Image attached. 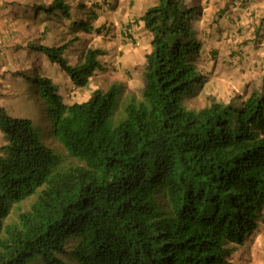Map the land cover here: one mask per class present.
Segmentation results:
<instances>
[{
  "label": "trees",
  "instance_id": "obj_1",
  "mask_svg": "<svg viewBox=\"0 0 264 264\" xmlns=\"http://www.w3.org/2000/svg\"><path fill=\"white\" fill-rule=\"evenodd\" d=\"M31 7L73 20L66 0ZM200 16L186 0L141 16L152 50L140 97L122 102L114 84L69 104L50 76L25 73L34 109L0 103V264H229L264 216V86L186 106L206 82ZM70 28L94 30L84 18ZM12 33L0 60L18 55ZM65 47L31 48L86 87L102 50L71 65Z\"/></svg>",
  "mask_w": 264,
  "mask_h": 264
},
{
  "label": "rangeland",
  "instance_id": "obj_2",
  "mask_svg": "<svg viewBox=\"0 0 264 264\" xmlns=\"http://www.w3.org/2000/svg\"><path fill=\"white\" fill-rule=\"evenodd\" d=\"M37 1L48 5L51 0L7 1L5 12L11 16L13 24V47L19 50L10 68L8 64L6 70L0 67V99L4 100L10 112L20 108L34 109L31 97L28 98L30 90L27 91L25 73L28 78H32L34 74L50 76L58 84L66 103L85 101L95 89L106 91L114 84L122 86V102L132 95L141 96L144 88V65L146 55L151 49V37L140 21L141 10L138 9L135 14L137 0H66L72 6L73 20L70 21H65L61 15H53L48 19L50 17L46 13L40 14L31 7ZM157 1L145 0L144 6ZM188 1L190 3V0ZM18 2L25 5H18ZM199 10L202 12V9ZM219 13L220 16L224 15V9ZM79 18L89 21L94 30L91 33H73L71 23ZM234 19L229 17L226 22L227 29L222 31L219 40H216L220 36L219 33L215 34L214 38L211 36L213 43L210 46L217 45L220 41L221 45H230L228 39L239 33L237 28L230 32V29H234V26H231ZM45 28H48V31ZM258 41L255 39V44ZM41 43L50 46L65 44L63 56L71 65L83 61L89 48H100L101 67L91 77L88 86L78 87L57 63L52 62L43 53L32 50V45ZM228 49L232 50L231 47ZM239 50L241 49L221 52L219 49L214 56V63L210 61L204 67L205 72L209 74L208 84L197 97L187 99L188 107H204L210 103L211 98L228 101L235 95L249 94L254 88L261 87L264 67L253 69L255 63L249 62L252 61L254 53H241ZM258 58H264V55H259ZM4 141L0 132V147ZM67 161L74 162L68 156ZM29 204L30 200L22 207L26 208ZM69 264L78 262L72 261Z\"/></svg>",
  "mask_w": 264,
  "mask_h": 264
},
{
  "label": "crops",
  "instance_id": "obj_3",
  "mask_svg": "<svg viewBox=\"0 0 264 264\" xmlns=\"http://www.w3.org/2000/svg\"><path fill=\"white\" fill-rule=\"evenodd\" d=\"M7 1L0 0V34L5 37L8 35L9 31H12L11 16L6 14V8L8 6ZM12 1V0H10ZM139 1V2H138ZM145 0H137L136 4L141 12H145L148 8L144 6ZM12 3V2H10ZM190 3L194 6L201 7L203 16L195 23V28L198 32L199 39L204 45V57L205 62L202 67H205L206 61L211 60L214 63V56L218 53L219 49L221 52H231L237 49L241 53L248 52L254 53L252 61L255 63L253 69L264 67V58H258L259 55H264V36L260 37L259 34V24L264 21V0H190ZM224 9L225 14L220 16L219 11ZM135 10V14H137ZM139 14H141L139 12ZM232 16L235 19L232 21L234 31L236 28L239 31L230 41V45H221L220 41L217 45L210 46L213 43V38L215 34H220L216 39L219 40L221 33L226 28V22L229 17ZM243 25V26H241ZM211 32V35L209 33ZM264 33V23L262 25V31ZM232 35V33L230 34ZM3 36V37H4ZM211 36L212 41H211ZM258 38L257 44H255V39ZM231 47L232 50L228 48ZM238 51V52H239ZM13 58H8L0 60V67L6 70V64L8 68L14 63L15 54L12 55ZM256 61V62H254ZM201 68V66H200ZM4 100L0 99V103ZM19 114V113H16ZM233 264H264V226L260 225L249 235L244 245L239 246L232 260Z\"/></svg>",
  "mask_w": 264,
  "mask_h": 264
},
{
  "label": "clouds",
  "instance_id": "obj_4",
  "mask_svg": "<svg viewBox=\"0 0 264 264\" xmlns=\"http://www.w3.org/2000/svg\"><path fill=\"white\" fill-rule=\"evenodd\" d=\"M188 3H189V1L188 0H186ZM158 2V1H157ZM157 2H155V3H152V4H150V5H147L148 7H150V6H152V5H154V4H156ZM146 6V7H147ZM194 6V5H193ZM195 7H197V6H195ZM199 8V7H198ZM137 9H139V7L137 6ZM199 9H201V8H199ZM147 10V9H146ZM145 10V11H146ZM141 13V15H140V18H141V16L145 13V12H140ZM201 15H202V12H201ZM80 19V18H79ZM78 19V20H79ZM141 21V20H140ZM142 22V21H141ZM142 24L144 25V23L142 22ZM145 28V27H144ZM150 37H151V39H152V36L150 35ZM198 39H199V37H198ZM256 39H258L257 37H256ZM199 41L202 43V52H201V54H200V56L198 57V60H197V66H198V69L202 72V74L206 77V82L204 83V85L197 91V93H196V95H194V96H191V97H187L186 98V100H185V103H186V101H187V99H189V98H195V97H197L199 94H201V92H202V90L204 89V87L208 84V82H209V79H208V73L207 72H205V70H204V67H202L203 65H204V62H205V59H204V57H202L203 56V54H204V51H205V49H204V45H203V42L199 39ZM50 46V45H49ZM65 49H66V47H65ZM152 50V47H151V49H150V51ZM65 51V50H64ZM149 51V52H150ZM148 52V53H149ZM63 55H64V52H63ZM211 60H209V61H206V63H205V66L207 65V64H209V62H210ZM82 62V61H81ZM54 63H56V62H54ZM79 64V63H78ZM77 65V64H76ZM200 66H201V68H200ZM62 69V68H61ZM63 70V69H62ZM70 77V76H69ZM71 78V77H70ZM262 80H263V84L261 85V87L260 86H258V87H256V88H262L263 86H264V76H263V78H262ZM73 81V80H72ZM90 83V82H89ZM58 85V84H57ZM88 86V85H87ZM79 87V86H78ZM255 89V88H254ZM96 90V89H95ZM94 90V91H95ZM93 91V92H94ZM104 91V90H103ZM59 92H60V89H59ZM92 92V93H93ZM251 93V92H250ZM61 94V93H60ZM62 95V94H61ZM92 95V94H91ZM240 95H242V96H246V95H248V93H243V94H240ZM63 96V95H62ZM235 96H237V95H235ZM234 96V97H235ZM91 97V96H90ZM89 97V98H90ZM234 97H231L228 101H225V100H218V101H223V102H229L232 98H234ZM88 98V99H89ZM87 99V100H88ZM216 99V98H215ZM86 101V100H85ZM76 102H79V101H76ZM81 102H83V101H81ZM211 102V101H210ZM72 103H74V102H72ZM69 104H71V103H69ZM210 104V103H209ZM186 106H187V104H186ZM188 107V106H187ZM205 107V106H204ZM189 109H196V108H190V107H188ZM201 108H203V107H201ZM201 108H198V109H196V110H199V109H201ZM259 224L260 225H263L264 226V216L259 220V223H258V226H259ZM257 226V227H258ZM256 227V228H257ZM256 228H254L252 231H250L249 233H247L246 234V238H245V241H244V243L246 242V240H247V236H249ZM244 243H242V244H238V245H235V250H234V252H233V254H232V256L230 257V259H229V264H233L232 263V260L234 259V257H235V254H236V252H237V250H238V247L239 246H242V245H244Z\"/></svg>",
  "mask_w": 264,
  "mask_h": 264
}]
</instances>
